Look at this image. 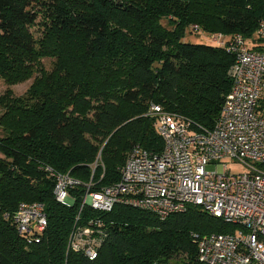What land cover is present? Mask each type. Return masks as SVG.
<instances>
[{
    "label": "trees",
    "instance_id": "obj_1",
    "mask_svg": "<svg viewBox=\"0 0 264 264\" xmlns=\"http://www.w3.org/2000/svg\"><path fill=\"white\" fill-rule=\"evenodd\" d=\"M262 22L264 0H0V79H35L23 96H0V264H198L194 235L232 234L197 206L166 220L120 204L80 209L90 184L120 180L133 148L162 152L154 105L196 129L215 127L235 56L189 42L193 26L253 44L264 42ZM53 174L79 183L73 206L56 200ZM37 202L48 226L22 235L13 217ZM92 219L105 234L94 261L68 250L75 227Z\"/></svg>",
    "mask_w": 264,
    "mask_h": 264
},
{
    "label": "built area",
    "instance_id": "obj_2",
    "mask_svg": "<svg viewBox=\"0 0 264 264\" xmlns=\"http://www.w3.org/2000/svg\"><path fill=\"white\" fill-rule=\"evenodd\" d=\"M192 31L202 33L197 25ZM257 34L264 39V22ZM208 38L235 56L233 87L215 127L196 129L189 119L154 105L150 114L156 118L162 152L133 148L120 180L100 191L90 184L80 210L88 206L111 212L120 204L166 220L197 206L236 227L232 234L194 235L198 264H264V42L252 44L241 35L222 33ZM229 163L244 171L232 172ZM210 166L215 170H208ZM53 175L56 200L73 206L70 191L79 183L69 175ZM13 220L22 235L42 234L48 226L40 202L20 204ZM101 227L95 219L87 227H75L68 250L96 260L105 237Z\"/></svg>",
    "mask_w": 264,
    "mask_h": 264
},
{
    "label": "rangeland",
    "instance_id": "obj_3",
    "mask_svg": "<svg viewBox=\"0 0 264 264\" xmlns=\"http://www.w3.org/2000/svg\"><path fill=\"white\" fill-rule=\"evenodd\" d=\"M187 35H188L187 39L191 43H195V44L203 43L207 45L208 44L213 45L212 42L208 38L209 36H206L204 34L196 33V32H189ZM53 64H54V60L52 59L43 60V65L47 71H51L53 69ZM34 80L35 79L33 78L29 81L11 86L4 79H0V96L4 95L6 91L9 89L13 91L14 96L16 97L23 96L29 90ZM3 113H4V110L3 108L0 107V117ZM2 135H3V130H2V126H0V136ZM229 166L231 168V171L234 173H239V172L244 171V167L238 166L236 164L234 165V163H229ZM208 170L213 171L215 170V167L210 166Z\"/></svg>",
    "mask_w": 264,
    "mask_h": 264
}]
</instances>
